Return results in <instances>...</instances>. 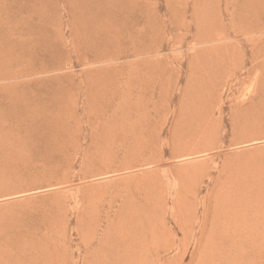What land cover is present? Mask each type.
<instances>
[{
	"label": "rangeland",
	"instance_id": "rangeland-1",
	"mask_svg": "<svg viewBox=\"0 0 264 264\" xmlns=\"http://www.w3.org/2000/svg\"><path fill=\"white\" fill-rule=\"evenodd\" d=\"M263 3L0 0V264H264Z\"/></svg>",
	"mask_w": 264,
	"mask_h": 264
},
{
	"label": "bare ground",
	"instance_id": "bare-ground-1",
	"mask_svg": "<svg viewBox=\"0 0 264 264\" xmlns=\"http://www.w3.org/2000/svg\"><path fill=\"white\" fill-rule=\"evenodd\" d=\"M261 6H264V3L263 4H261ZM261 9L264 11V7H261ZM257 19V18H256ZM122 27V26H121ZM234 33H235V35H238V36H242V37H245V39H244V43L245 44H248V45H250L251 46V53H250V60H252V61H258V60H261L262 61V59L261 58H264V38L262 37V35H264V22L263 23H260L259 21H256V22H249V21H247V19L246 20H243V22H242V24L240 25V27H238L237 28V30L235 31L234 30ZM223 39V38H222ZM206 36H204V35H202V36H200L199 38H198V43L199 44H205V43H211V39H209L207 42H206ZM214 40V39H213ZM215 40H217V39H215ZM214 40V41H215ZM229 40V39H228ZM242 40V39H241ZM2 45H5L6 47H7V49L5 48V46H4V49H6V51H5V53H7V52H13L14 51V48H15V42H13V41H4L3 39H1L0 40V46H2ZM107 45V44H106ZM114 45V44H113ZM207 46V45H206ZM225 46V45H224ZM227 49H229L230 47H229V45L226 47ZM3 49V50H4ZM2 50V51H3ZM102 50V49H101ZM5 55V54H4ZM13 55V53L11 54V56ZM1 56H3V55H1ZM5 57H7V55L5 56ZM104 57V56H103ZM97 59H99V58H97ZM101 59V58H100ZM228 59H229V62H231L235 67H233V72L235 71L236 73H237V71H239V70H237V69H239L240 68V63H238V61H237V59L235 58V55H231V56H228ZM6 60V59H5ZM225 60V59H224ZM245 60V59H244ZM247 60V59H246ZM264 61V60H263ZM1 62H3V60H2V58H0V64H1ZM4 62H6V61H4ZM7 62H9V60L7 61ZM242 63H241V65L243 64V61H241ZM3 64H5V63H3ZM224 64H226V63H224ZM231 64V65H232ZM256 64V63H255ZM259 64V63H258ZM263 64V63H262ZM261 64V65H262ZM8 65V64H7ZM224 66V65H223ZM252 66H255V65H252ZM259 66V65H258ZM264 66V65H263ZM262 66V67H263ZM0 67H1V65H0ZM5 67V66H4ZM231 67V66H230ZM257 67V66H256ZM3 68V67H2ZM1 68V69H2ZM252 68V67H251ZM253 69H254V67H253ZM3 70V69H2ZM231 70V69H230ZM260 71L259 70V67H258V69H256V71ZM4 71V70H3ZM250 71V70H249ZM256 71L254 72V73H256ZM6 72V71H5ZM232 72V71H231ZM232 72V73H233ZM229 73V72H228ZM227 73V74H228ZM231 73V74H232ZM235 73V74H236ZM240 73V72H239ZM258 73V72H257ZM250 74V73H249ZM258 74H261V71H260V73H258ZM243 75H244V72H243ZM251 75V74H250ZM255 75V74H254ZM263 75V74H262ZM229 76V75H228ZM249 76V75H248ZM264 76V75H263ZM262 76V77H263ZM250 77V76H249ZM261 77V76H260ZM260 77L258 76V78L260 79ZM253 78V77H252ZM256 78H257V75H256ZM5 79H9V77H8V75H5L4 73H0V81L1 80H5ZM235 79V78H234ZM248 79V78H247ZM258 79V80H259ZM263 79V78H262ZM228 80V79H227ZM243 80H245L244 78H243ZM255 80V79H254ZM229 81V80H228ZM232 81H233V79H232ZM236 81H237V79H236ZM246 81V80H245ZM247 81H249V80H247ZM263 80H261L260 82H262ZM227 82V81H226ZM260 82H258V83H260ZM229 83V82H228ZM237 83H239V82H237ZM243 83V82H242ZM245 84H246V82H245ZM253 84V83H252ZM256 84V83H255ZM255 84H253V85H255ZM235 86V85H234ZM261 86H263V85H261ZM261 86H259L258 88H261ZM232 87V86H231ZM242 87H243V85H242ZM258 88H256L257 90H258ZM263 89L262 90H264V87H262ZM252 89V88H251ZM255 89V90H256ZM255 90H254V92H255ZM256 90V91H257ZM244 91V90H243ZM253 91V90H252ZM260 91V90H259ZM241 92V91H240ZM249 92V91H248ZM245 93H246V91H245ZM231 94V93H230ZM249 95L251 94L250 92L248 93ZM253 94V93H252ZM255 94H257L256 92H255ZM262 94V93H261ZM251 96V95H250ZM249 96V97H250ZM254 96V95H253ZM252 96V97H253ZM247 97V96H246ZM251 97V98H252ZM256 97H258V96H256ZM263 98V97H262ZM252 101V100H251ZM261 101V100H260ZM248 102V101H247ZM253 102V101H252ZM9 103H11V102H9ZM237 103V102H236ZM246 103V102H245ZM261 103H263L262 101H261ZM260 103V104H261ZM247 104V103H246ZM252 104V103H251ZM257 104H259V103H257ZM256 104V105H257ZM235 105V104H234ZM241 105H243V104H241ZM237 106H239V104L237 105ZM255 106V105H254ZM261 106V105H260ZM241 107V106H240ZM256 108H257V106H256ZM261 108H263V107H261ZM248 109V108H247ZM221 110V109H220ZM244 110V109H243ZM233 111V110H232ZM240 111V110H239ZM251 111V110H250ZM234 112V111H233ZM259 112V111H258ZM261 113V112H260ZM239 115V114H238ZM241 115H242V113H241ZM247 115H249V114H247ZM246 116V115H245ZM239 117V116H238ZM243 117V116H242ZM260 117V116H259ZM240 118V117H239ZM248 120V119H247ZM238 121V119L235 121V122H237ZM241 121V120H240ZM243 121V120H242ZM251 122V121H250ZM234 123V122H233ZM238 123V122H237ZM250 124V123H249ZM260 124V123H259ZM240 126V125H239ZM258 126V125H257ZM256 126V127H257ZM234 127V126H233ZM240 128V127H239ZM263 128V127H262ZM245 129H247V128H245ZM259 129V128H258ZM233 130V129H232ZM249 130V129H248ZM240 131V130H239ZM253 131V130H252ZM232 132H234V131H232ZM249 132V131H248ZM256 132V131H255ZM241 133V132H240ZM258 133V132H257ZM232 134V133H231ZM237 134V133H236ZM249 134H250V132H249ZM254 134V133H253ZM244 135H246L245 133H244ZM248 135V134H247ZM246 135V136H247ZM255 135H256V133H255ZM257 135H260V134H257ZM242 136V135H241ZM242 138H244V137H242ZM251 138V137H250ZM254 138V137H253ZM260 138V137H259ZM258 138V139H259ZM235 139V138H234ZM255 139H256V137H255ZM233 140V139H232ZM238 140V139H237ZM240 140V139H239ZM249 140V139H248ZM261 139H259V141H260ZM241 141V140H240ZM252 141H255V140H252ZM258 141V142H259ZM233 142V141H232ZM262 145V144H261ZM257 146V145H256ZM1 147V146H0ZM261 148V147H260ZM255 150V149H254ZM257 150H259L258 149V147H257ZM262 150V149H261ZM257 153V152H256ZM261 153V152H260ZM262 153H263V150H262ZM255 155V154H254ZM262 156V155H261ZM255 157H256V155H255ZM255 157H253V158H255ZM258 157H259V155H258ZM262 158V157H261ZM259 159V158H258ZM263 159V158H262ZM261 159V161H263ZM259 161V160H258ZM113 202V201H112ZM112 202H110V203H112ZM113 204V203H112ZM110 206V205H109ZM112 206V205H111ZM189 218V217H188ZM188 220V219H187ZM184 222V221H183ZM182 223V222H181ZM180 223V224H181ZM186 224V223H185ZM183 227V226H182ZM186 228H187V226H185ZM185 228V229H186ZM180 229V228H179ZM115 230H117V228L115 229ZM107 231V230H106ZM116 232V231H115ZM109 234V233H108ZM184 236L185 237H187L189 234H190V229L188 228V232H184ZM97 240V239H96ZM94 242V241H93ZM116 243V242H115ZM85 245V244H84ZM109 246V245H108ZM103 247H101V249H102ZM100 248H99V250H101Z\"/></svg>",
	"mask_w": 264,
	"mask_h": 264
}]
</instances>
